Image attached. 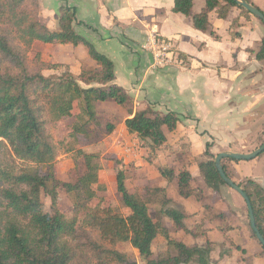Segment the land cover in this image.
I'll list each match as a JSON object with an SVG mask.
<instances>
[{
	"label": "trees",
	"instance_id": "trees-1",
	"mask_svg": "<svg viewBox=\"0 0 264 264\" xmlns=\"http://www.w3.org/2000/svg\"><path fill=\"white\" fill-rule=\"evenodd\" d=\"M172 1V11L191 17L193 27L201 31L209 29L211 11L223 19L231 7H237L248 17L252 15L234 0H205L204 7L195 14L192 0ZM38 13L39 0H0V264H135L128 253L116 247L118 243H129L146 264H213L211 242L190 247L170 238L162 217L171 219L175 229L188 230L185 213L168 207L170 199L165 189L145 187L142 194L130 192L126 171L119 169L116 190L130 213L123 215L97 199L93 188L100 169L95 161L97 156L79 146L96 140L89 130L92 123L98 124L94 103L111 99L131 115L133 101L122 87L113 83V61L74 30V8L60 7L58 30H50L41 23ZM237 24V19L232 20L231 28ZM35 41L83 44L96 67L82 68L78 75L69 71L45 75L43 70L56 69L58 64L37 60L41 68L33 69L27 54ZM255 58L264 65V36ZM69 117H75L69 137L76 142V156L83 158L86 168L83 174H77L74 183L56 177V159L62 143H55L48 131L49 124ZM179 121L174 112L146 107L127 117L124 125L141 147L155 153L166 141L163 127L172 131ZM114 127L112 122L105 123L106 134ZM66 141L68 138L64 144ZM208 146L209 143L206 155ZM213 158L200 161L198 169L204 183L218 192L227 184ZM228 159L231 158L221 160L223 170L249 197L256 226L264 237V185L254 179L236 181L226 167ZM159 171L168 181L177 180L181 196L194 195L191 174L184 166L177 175L168 166ZM60 188L73 196L70 214L58 209ZM43 195L50 198L49 211L44 209ZM154 205L153 218L150 210ZM251 233L257 240L252 229ZM159 234L166 239L171 252L151 258V244Z\"/></svg>",
	"mask_w": 264,
	"mask_h": 264
},
{
	"label": "crops",
	"instance_id": "crops-1",
	"mask_svg": "<svg viewBox=\"0 0 264 264\" xmlns=\"http://www.w3.org/2000/svg\"><path fill=\"white\" fill-rule=\"evenodd\" d=\"M192 1V13L200 12L205 0H199L198 4L196 0ZM251 1L264 12V0ZM63 5L75 9L74 30L113 61V83L132 98L131 115L125 107L114 104L111 99L94 103L97 114H106L105 120L115 121L113 134H108L105 140L113 136V143L124 157V169L133 159L138 165V153H150L149 149L139 145L134 135L127 132L124 125L127 117L146 107L161 112L171 111L179 117L174 130L163 127L166 135L163 144L170 143L176 153L171 162L164 161L163 166L173 168L176 175L184 166L191 174L194 195L181 196L176 179L168 181L161 176L160 167L156 169L144 160L139 161L143 167L137 170V181L143 185V190L137 193L142 194L145 187L165 189L170 199L168 207L185 213L184 224L188 230H177L171 219L162 217L170 238L190 247H203L209 241L213 264H234L235 260L240 264L239 256L233 257L236 252L220 256L217 246L225 241L224 237H231L236 245L243 246V238L233 237L234 226L228 224L232 221L228 213V209H232L230 202L223 201L224 196L207 202L210 198L206 199L202 189L194 184V173L187 167V160L191 148H204L206 142L217 140L215 128L221 123L226 125L222 131L231 137L238 123L247 116L243 112H249L258 99L259 91H255L253 86L262 64L255 54L264 36L263 24L253 15L248 17L237 7H231L224 19L211 11L208 15L209 29L201 31L193 27L191 17L172 11V0H39V21L50 30H58V14ZM234 19L238 20V24L231 28ZM153 29L174 47L173 63L162 69L152 67L150 52L142 48L147 34ZM36 43L53 47L55 56L62 61L59 68L67 69L74 75H78L82 68L96 67L83 44L35 41L33 45ZM116 132L120 137L115 135ZM176 141H179L178 146ZM177 164L179 168L175 167ZM252 179L262 184L258 178ZM171 187L173 195L169 194ZM233 198L240 207L239 198L236 195ZM155 213L152 215L150 212L151 217L154 218ZM133 252L135 264H146L136 249L133 248ZM169 252L166 239L157 235L151 244V258Z\"/></svg>",
	"mask_w": 264,
	"mask_h": 264
},
{
	"label": "rangeland",
	"instance_id": "rangeland-1",
	"mask_svg": "<svg viewBox=\"0 0 264 264\" xmlns=\"http://www.w3.org/2000/svg\"><path fill=\"white\" fill-rule=\"evenodd\" d=\"M198 2L199 0H196L197 4ZM55 51L56 50H54L53 47L51 48L47 45L36 43L33 45L32 50L27 54V58L30 59L33 69L41 68L38 65V61L48 62L49 64L57 63L58 67L56 69H45L42 72L45 75L60 74L61 72L67 71V69L59 68V65H61L59 63L62 61L61 58L55 56ZM35 53H38V56H36ZM63 55L64 54H62V58ZM261 64L262 65L260 66V69H258L259 72L256 71L258 74L255 85L253 86L255 91H259L258 99H260L259 101L258 99L256 100L254 106L249 112H243V115L247 116H244L243 121L241 120L238 123L239 125H237V129L233 135L231 137H227V133L222 131L225 129L224 126L226 125L225 123H221L219 127L215 128L217 140L206 142L204 148H191L192 150L188 152L189 156L187 160V167L190 168L194 173V184L198 186V188L202 189L206 199L210 198V200L208 199L207 202L211 203V200L214 199L219 200L222 198V196H224L223 201H225L227 204L230 202V207L232 209H228V213L231 214L232 221H230L228 224H233L234 226L233 237L236 236L243 238V246L240 244L236 245L231 237H224L225 241L221 242L217 246L220 250V256H222L224 253L233 255V253L236 252V256L233 255V257L235 258L238 255L240 264H264V252L261 248V245L251 233L246 204L242 201L240 195L228 185H222L219 189V193L216 192L218 193L217 195L216 193L213 194L212 190L203 182L202 177L198 172L196 163H198L200 159H209L211 156H214L215 158V156L222 151L247 153L253 151L264 142V65L263 62H261ZM99 102L103 101H98V103ZM112 102L117 104L115 101ZM106 117V114H102L101 116V114L96 113L98 124L93 125L92 123L89 128L91 134L94 136V138H96L95 142H90L89 144L81 143L82 145L79 146H82L85 152L94 153L97 156L95 161L99 164L100 169L98 171L96 181L93 184V188L96 190L97 199L102 201L104 205H110L123 215H127L129 211L122 203L120 194L116 190V172L119 169L126 171L125 173L128 177L126 178V185L129 191L140 192L143 190V185L137 181V170L143 166L139 165V161L144 160L149 165H152V167L158 169L159 167L163 166L164 161L171 162V157L174 158L176 153L173 151L172 145H170V143H165L161 148L156 149V153H148V151H144V154L138 153V158L140 159L137 162L138 165H136V161L133 159L132 162L129 163L128 168L124 169V157L121 151L117 149L116 144L113 143V136L111 139L105 140L108 134H106L104 126L105 123L110 122V120H105ZM74 121L75 117H69L61 121L51 123L48 126V131L51 134L54 142L62 143L61 148L58 150L56 159V177L62 182L74 183L76 181L77 174L81 175L86 170L83 158L76 156V142L70 140L69 137L71 132L70 127ZM112 123L115 125V121H112ZM115 135L118 136L117 132ZM66 138H68V141H66V144H64V140ZM171 138L173 139V137ZM207 143H209V155L205 154ZM175 144L178 146L179 141H176ZM67 146L72 148L71 151L66 150ZM154 162L157 163L153 164ZM225 164L236 181L244 183L247 179L258 178L264 185V151L251 159H228L225 161ZM175 167L179 168L180 166L177 164ZM98 184L100 186H98ZM169 194L173 195V187L170 188ZM234 194L239 198L238 200L240 201V207L234 202ZM42 201L44 204V209L49 211L50 198L46 195H43ZM73 202L74 199L72 195H68L63 188L58 190V209L60 212L64 214H70L73 209ZM155 210L156 206L154 205L150 210L152 215L154 214ZM116 247L119 250L128 253L133 259L135 258L133 247L129 243H118ZM237 263V260H235L234 264Z\"/></svg>",
	"mask_w": 264,
	"mask_h": 264
},
{
	"label": "water",
	"instance_id": "water-1",
	"mask_svg": "<svg viewBox=\"0 0 264 264\" xmlns=\"http://www.w3.org/2000/svg\"><path fill=\"white\" fill-rule=\"evenodd\" d=\"M234 1L236 2L237 5L242 6L244 9H246L254 17L260 19L264 24V13L258 7L247 2L246 0H234ZM263 151H264V142L259 147L254 149L253 151H250L247 153H239V152H233V151H222V152H219L215 156L214 163H215V166H216L221 178L223 179V181L228 186H230L233 190H235L245 201V204L247 207V212H248V219H249L251 229L253 230V232H254L257 240L259 241L260 245L264 248V237L260 233L259 229L256 226L255 218H254V214H253V209H252V205H251L249 197L247 196V194L244 192V190L238 184H236L230 177H228L226 175V173L223 170V166L221 164V160L224 158H231L233 160L251 159Z\"/></svg>",
	"mask_w": 264,
	"mask_h": 264
},
{
	"label": "built area",
	"instance_id": "built-area-1",
	"mask_svg": "<svg viewBox=\"0 0 264 264\" xmlns=\"http://www.w3.org/2000/svg\"><path fill=\"white\" fill-rule=\"evenodd\" d=\"M142 48L150 52L153 68L162 69L173 63L174 47L169 40L161 37L156 29L147 34Z\"/></svg>",
	"mask_w": 264,
	"mask_h": 264
}]
</instances>
